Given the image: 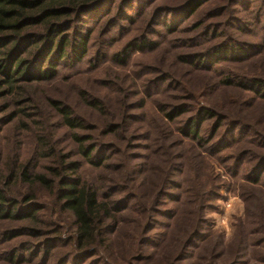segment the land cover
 <instances>
[{"label":"rangeland","instance_id":"374dc122","mask_svg":"<svg viewBox=\"0 0 264 264\" xmlns=\"http://www.w3.org/2000/svg\"><path fill=\"white\" fill-rule=\"evenodd\" d=\"M188 1L75 12L55 48L88 35L81 62L69 46L49 59L38 40L13 54L24 71L14 92L0 75V194L14 203L0 218V264H264V0H203L192 16ZM40 141L79 166L71 180L115 204L104 246L75 249L73 219L55 202L64 176L51 178ZM24 167L52 190L25 185Z\"/></svg>","mask_w":264,"mask_h":264},{"label":"trees","instance_id":"16d2710c","mask_svg":"<svg viewBox=\"0 0 264 264\" xmlns=\"http://www.w3.org/2000/svg\"><path fill=\"white\" fill-rule=\"evenodd\" d=\"M97 2L98 0H0V57H3L0 58V75L8 79L4 85H7L12 92L16 90L14 87L17 80L16 77L23 75L22 72L24 70L22 67L24 61L19 59L13 63V54L18 55L19 47L29 40H38L41 43L42 41L46 42L47 45L44 47V52L49 54V59L54 51L63 54L65 52V46H69L74 60L81 62L87 55L88 35L78 37L76 45H68L67 42L59 39L57 47L55 48L56 38L62 28V24L68 20L67 18L70 15L84 9L88 10L96 5ZM202 3L203 0H190L183 5L181 11L185 15L192 16L197 12ZM13 45L15 47L12 49ZM49 72H38V81H43L44 78L46 80V75L49 77L53 76L55 68L50 69ZM35 78L37 77L29 78V80L34 81L33 79ZM256 82L261 84L260 81ZM88 103L93 107L89 101ZM54 108L58 110L56 105ZM58 112L64 125L70 131L73 132V130L80 127L69 116L66 110L59 109ZM214 114L211 110H201V116L208 118L207 121L214 118ZM174 116H168L169 121L172 123L177 119L178 114ZM224 120L225 118L223 116L217 117L212 131L213 135L210 137L211 140L214 139L215 132L220 129V125ZM192 126L193 124H189L186 127L188 133L185 134L187 137H190L192 134L193 139L197 140L198 128L195 127L191 131ZM231 127L229 133L233 128L238 126ZM75 140L77 143L81 142L80 139L75 138ZM39 147L43 158L48 159L51 154L50 158H54L55 160H51L50 164L51 166L54 164V167L48 170L53 173L51 178L55 179L56 177L64 176L63 182L61 183L63 188H59L55 202L57 206L59 205L62 212L68 213L73 219L75 249L83 252L95 246H104V236L108 234V226L117 223L118 210L115 208V204L104 200L94 186L81 184L79 178L71 180L67 176L72 175V178L77 177L79 168L77 164H67L66 158H60L54 147L50 149L45 141L43 143L40 141ZM84 154L86 155V153ZM28 169V167H24L21 172L22 182L25 185L29 187L43 186L51 189L52 181L45 180L41 175H30ZM4 179V177H0V186L5 184L7 188L9 183ZM28 195L30 198V193ZM8 201L10 200L4 199L2 194H0V218H2L1 214H6L2 212L4 208H6L4 212L14 209V203H11L9 207L6 205ZM25 201L28 202V198ZM34 215L35 213H33L32 218H35ZM8 216L12 217V213H9Z\"/></svg>","mask_w":264,"mask_h":264}]
</instances>
